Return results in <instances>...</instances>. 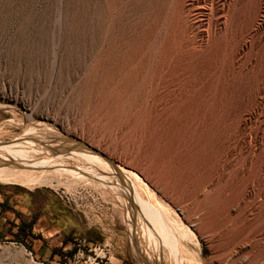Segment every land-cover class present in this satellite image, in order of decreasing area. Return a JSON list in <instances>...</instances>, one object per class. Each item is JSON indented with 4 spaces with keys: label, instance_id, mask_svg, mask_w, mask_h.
Here are the masks:
<instances>
[{
    "label": "rangeland",
    "instance_id": "obj_1",
    "mask_svg": "<svg viewBox=\"0 0 264 264\" xmlns=\"http://www.w3.org/2000/svg\"><path fill=\"white\" fill-rule=\"evenodd\" d=\"M0 168V264H264V0H0Z\"/></svg>",
    "mask_w": 264,
    "mask_h": 264
},
{
    "label": "bare ground",
    "instance_id": "obj_2",
    "mask_svg": "<svg viewBox=\"0 0 264 264\" xmlns=\"http://www.w3.org/2000/svg\"><path fill=\"white\" fill-rule=\"evenodd\" d=\"M60 144H58V147L52 148L49 147V150H46L45 153L46 155L49 154L50 152H57L60 149H63L64 146H59ZM68 148V147H67ZM57 149V150H56ZM56 150V151H55ZM98 157V155H95ZM34 163V162H33ZM22 164V163H21ZM24 164V163H23ZM28 167V166H27ZM38 168V167H37ZM25 169V168H24ZM36 169V168H35ZM39 169V168H38ZM36 169V170H38ZM22 170V169H21ZM29 170V169H28ZM33 172V171H32ZM117 172H119L123 178L127 179L128 181H132L133 185L136 186L138 188V184H136V180L134 175L136 176V174H134L133 176H131L125 169H123L120 166H117ZM32 175L26 171L24 172H20V171H16V170H8L5 168H0V181L4 182V181H8V180H12L14 182H20L22 185L27 186L30 185L31 183H36L38 180L37 179H32L31 177ZM37 180V181H36ZM39 183V182H38ZM138 190V189H137ZM132 191L137 195V191L135 190V188H132ZM134 194V195H135ZM139 195V194H138ZM137 195V196H138ZM136 198V197H135ZM139 200V202L144 206V208L149 211L151 214H153L155 217H157L160 221L162 220L163 215H161V213L159 212L158 209H156L155 207H153L152 205H150L148 202L143 201L140 197L137 199V201ZM139 203V204H140ZM164 212V210H163ZM164 214V213H163ZM166 215V214H165ZM169 219V218H168ZM169 221V220H168ZM165 222V221H164ZM164 225V224H163ZM165 226H167V224L165 223ZM162 228V226H161ZM168 232V231H167ZM169 236V235H168Z\"/></svg>",
    "mask_w": 264,
    "mask_h": 264
},
{
    "label": "built area",
    "instance_id": "obj_3",
    "mask_svg": "<svg viewBox=\"0 0 264 264\" xmlns=\"http://www.w3.org/2000/svg\"><path fill=\"white\" fill-rule=\"evenodd\" d=\"M11 245L14 246V245H17V244H13V243H11ZM81 247H82V248H85V249H87V250H89V251H96V249L88 248L86 242H83V243L80 245V248H81ZM14 248H15V249H18L17 246H15ZM82 248L79 250V253H78V256H80V257L83 256V253H84V251H85V250L83 251ZM103 251H104V249H103ZM25 253H26V256H27V257H30L31 259H33V254H32V252H29L27 249H25ZM108 253H109V251L107 250L104 258H106V255H107ZM95 254H96V252H95ZM98 258H99V256L96 255V257L93 259V261L91 262V264H101V263L103 262V260L101 259V260L99 261ZM35 264H36V262H35ZM37 264H39V263H37ZM41 264H43V263H41ZM106 264H107V263H106Z\"/></svg>",
    "mask_w": 264,
    "mask_h": 264
},
{
    "label": "water",
    "instance_id": "obj_4",
    "mask_svg": "<svg viewBox=\"0 0 264 264\" xmlns=\"http://www.w3.org/2000/svg\"><path fill=\"white\" fill-rule=\"evenodd\" d=\"M74 148H82V147H87L88 149H89V151H91V152H95L96 154H99V155H101V156H103L100 152H98L97 150H95V149H93V148H91L90 146H88V145H86L85 143H83V142H78V144H76L75 146H73ZM70 148H68V150H69ZM104 157V156H103ZM105 159H106V161L107 162H109L110 164H112L113 165V163L107 158V157H104Z\"/></svg>",
    "mask_w": 264,
    "mask_h": 264
},
{
    "label": "crops",
    "instance_id": "obj_5",
    "mask_svg": "<svg viewBox=\"0 0 264 264\" xmlns=\"http://www.w3.org/2000/svg\"><path fill=\"white\" fill-rule=\"evenodd\" d=\"M121 263V261L120 262H110V263H107V264H120Z\"/></svg>",
    "mask_w": 264,
    "mask_h": 264
}]
</instances>
